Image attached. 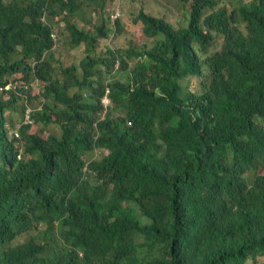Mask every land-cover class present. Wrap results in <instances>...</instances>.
I'll return each instance as SVG.
<instances>
[{
  "label": "trees",
  "instance_id": "obj_1",
  "mask_svg": "<svg viewBox=\"0 0 264 264\" xmlns=\"http://www.w3.org/2000/svg\"><path fill=\"white\" fill-rule=\"evenodd\" d=\"M109 1L0 0V264H264V0L141 10L152 46L99 56Z\"/></svg>",
  "mask_w": 264,
  "mask_h": 264
},
{
  "label": "rangeland",
  "instance_id": "obj_2",
  "mask_svg": "<svg viewBox=\"0 0 264 264\" xmlns=\"http://www.w3.org/2000/svg\"><path fill=\"white\" fill-rule=\"evenodd\" d=\"M221 2V5H225L230 7L231 4L237 3L238 5L241 2H247L249 0H219ZM117 3V0H111L109 3L106 4V10L102 14L100 12H94V10L86 12V17L88 18L87 21L82 22L81 19H76V22L79 24L80 27H84L87 30L89 29H94L95 26L99 25L102 23L103 18L106 17V23L110 24L111 31L109 33V38L105 40L99 41V44L96 49V53L99 56L105 55L107 52V49H116V48H121V49H128L129 47H132L133 49L136 50V52H141V51H146L147 48L151 47L153 44V41H149L144 38L143 31L141 29V24L138 22V16L141 10L146 11L147 13L164 18L167 22L173 24L174 27L178 26H187L189 17L188 15L185 16L186 14V5L185 3L181 2L180 0H121L120 6H121V16L122 17L120 21V25L117 28V24H115L117 21L109 23L108 21V14L109 11L110 13L113 10L114 4ZM111 19V18H110ZM109 19V20H110ZM62 24H59L61 29L63 28L64 31L66 29V23L61 22ZM58 37V36H57ZM59 38H58V43L57 46L59 45ZM223 42L221 37L217 38V46H219ZM56 46V47H57ZM61 46L58 47L60 49ZM83 49H85V46H82ZM216 49V48H215ZM83 53L82 51L77 52L74 58H71L70 62H74L77 65L80 63V61L83 59ZM137 62V58L133 57L131 58L129 65H130V70L128 73L131 74V69L135 66ZM116 78L121 79L120 73H116L114 75ZM187 86H191V83L188 82ZM41 87V92L43 90V86H39L38 91L40 90ZM73 92L76 91V89L72 90ZM35 107L42 105V100L38 99L35 102L32 103ZM31 104V106H32ZM32 110L34 107H31ZM12 119L16 123L17 127L21 125L23 121H26V115L18 110L17 112H13L11 114ZM20 120V121H19ZM51 132L54 134H60L61 131L60 129L52 125L47 132H44L42 130V134L44 136H47V133ZM99 155H101L100 151H96ZM47 227L41 226L39 230H35L31 232L29 235L35 236L38 239H42L44 235V230ZM29 235H25L20 239V242L25 241L27 238H29Z\"/></svg>",
  "mask_w": 264,
  "mask_h": 264
},
{
  "label": "built area",
  "instance_id": "obj_3",
  "mask_svg": "<svg viewBox=\"0 0 264 264\" xmlns=\"http://www.w3.org/2000/svg\"><path fill=\"white\" fill-rule=\"evenodd\" d=\"M119 16H120V10H118L114 15H112V21L115 22L119 18ZM10 88H11V85H8V86L5 87V90L8 91V90H10ZM26 88H28V87H26ZM109 94H110V91L107 90L106 94H105V97L103 99V103L105 105H109L110 104ZM31 110L32 109L29 107L27 109L26 113H25V115H26L25 123L26 124H33V119L31 118V114H30Z\"/></svg>",
  "mask_w": 264,
  "mask_h": 264
},
{
  "label": "clouds",
  "instance_id": "obj_4",
  "mask_svg": "<svg viewBox=\"0 0 264 264\" xmlns=\"http://www.w3.org/2000/svg\"><path fill=\"white\" fill-rule=\"evenodd\" d=\"M111 18H112V17H111ZM7 86H8V85H7ZM11 88H15V86H11ZM11 88H10V89H11ZM30 108H31V107H30ZM31 109H32V108H31Z\"/></svg>",
  "mask_w": 264,
  "mask_h": 264
}]
</instances>
